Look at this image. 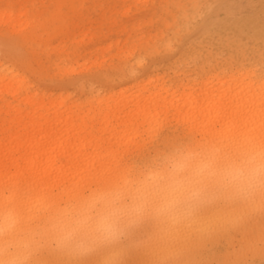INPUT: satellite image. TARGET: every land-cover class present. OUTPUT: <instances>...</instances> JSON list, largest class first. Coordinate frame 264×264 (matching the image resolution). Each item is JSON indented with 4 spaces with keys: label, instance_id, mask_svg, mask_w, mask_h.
Wrapping results in <instances>:
<instances>
[{
    "label": "clouds",
    "instance_id": "clouds-1",
    "mask_svg": "<svg viewBox=\"0 0 264 264\" xmlns=\"http://www.w3.org/2000/svg\"><path fill=\"white\" fill-rule=\"evenodd\" d=\"M264 124L151 133L57 188L0 183V264H264Z\"/></svg>",
    "mask_w": 264,
    "mask_h": 264
},
{
    "label": "bare ground",
    "instance_id": "bare-ground-1",
    "mask_svg": "<svg viewBox=\"0 0 264 264\" xmlns=\"http://www.w3.org/2000/svg\"><path fill=\"white\" fill-rule=\"evenodd\" d=\"M143 1L147 0H140ZM149 1L151 8L144 9L147 14L156 2L159 3L157 7L164 6L167 11L170 6L179 7L181 0ZM93 2L54 0L52 11L46 14L48 18L62 16V21L50 29L49 22L37 19L32 1L0 0V33L21 34L23 47L32 39H38L42 53L47 57L45 62L48 61L46 65L37 63V67L24 62L6 66L0 63V183L11 181L49 188L70 184L112 165L119 157L132 154L151 133L165 128L179 132L228 134L258 130L264 124V78L252 79L248 70L231 72L229 79L223 78L219 71H211L200 82L193 78L174 86L167 80L160 82L162 77L151 71L143 77L134 76L132 85L117 89L109 86L114 80L109 78L105 80L107 88L103 93L85 99L88 103L85 108V100H70L63 92L52 94L35 88L32 77L47 74L51 67L63 75L89 64L97 66L117 58L121 47L127 45V41L110 38L107 45L98 44L96 48L107 54V59L96 56L87 63H79L89 52L84 39H100L98 31L81 33L78 30L83 19L89 16ZM123 2L104 0L99 9L107 12ZM64 5L67 10L63 12ZM181 15V28L178 29L181 33L183 30L191 33L194 29L208 32L210 27H227L234 32L232 35L241 32L237 20L226 19L225 9L215 5L202 24H194L192 30V25L186 24L191 19L188 11ZM101 22L98 25H102ZM39 25L45 36L37 31ZM123 29L117 27L113 33L119 34ZM51 38L58 42L51 44ZM128 41L133 43L130 38ZM157 43L158 38L145 43L143 48H148V54L140 52L152 57L164 48ZM168 49L167 46L163 51ZM134 52L132 50L129 57ZM141 57L134 63L143 69L145 61ZM125 72V75L133 74V70ZM246 77L250 79L246 81Z\"/></svg>",
    "mask_w": 264,
    "mask_h": 264
},
{
    "label": "rangeland",
    "instance_id": "rangeland-1",
    "mask_svg": "<svg viewBox=\"0 0 264 264\" xmlns=\"http://www.w3.org/2000/svg\"><path fill=\"white\" fill-rule=\"evenodd\" d=\"M31 1L35 5V12L38 13L37 19L44 23L49 22L50 29L60 25L62 16H49L52 18L50 19L46 14L52 11L54 0ZM103 1L94 0L89 16L83 19L82 25L78 29L81 33H87L90 30L100 32L99 41L90 38L84 39L87 43L86 49L89 52L86 53L85 57L80 58L79 63H87L88 60H93L96 56L107 59V54L96 48L98 44L103 46L106 43L107 45L110 38H113V41H127L129 44L121 47L117 58L97 66H90L89 64L81 67L82 69L71 70L63 75L56 73V66L55 69H51V67L50 70L46 71L47 74L32 77L35 88H42L52 94L63 92L70 100L78 98L84 101L103 93V90L107 88L105 80L109 78L114 79L109 82V86L117 89L121 86L132 85L134 76L143 77L149 71L154 72L155 76L162 77L160 82L167 80L173 86L189 82L193 78L200 82L211 71H219V74L227 79L230 78L231 72L244 70L251 71L250 77H253L252 79L264 78V61L259 56L262 14L259 7L255 10L247 7L252 3L258 5L259 0H181L179 7L170 6L167 11H164V6L157 7L159 3L156 2L149 14L144 13L145 8H151L152 3L149 0L143 2L140 0H123L124 6L114 5L107 12H102L99 9V6L103 5ZM199 3H214L215 7H222L223 9V5L235 6L234 15L231 19L237 20L241 32L232 35L234 32L227 27H210L211 30L208 32L201 33V31L194 29L191 33H189L190 31L186 33L184 30L181 33L182 30L179 31L178 29L180 22H182L180 17L183 11H188V16L194 21L191 24V30L194 24L195 26L202 24L203 19L209 16L208 12L207 15L199 18ZM136 5L140 7L137 9ZM181 9L184 10L181 11ZM66 10L67 5H64L62 11ZM173 19L175 23L172 22ZM99 21H102V25H98ZM117 27H124V29L119 34H115L113 30ZM37 31L42 36L46 35L40 25L37 27ZM200 34L204 35L199 36ZM20 35L11 31L0 33V63L3 66L11 63L20 65L22 62L33 67H37L39 62L46 65L48 63V61L45 62L47 57L42 53V45L38 43V39H32L23 47L20 44L22 43ZM128 38L133 43L129 42ZM155 38H158L157 44L164 48L168 46L169 49L164 52L163 48L149 58L151 54L147 55L148 48L145 49L143 46ZM51 42V44H55L58 41L55 42V39L51 38ZM6 43L19 44L20 51H7ZM132 50L135 51V56H142L141 58L145 61L143 69L136 67L134 60L137 57L134 55V57H129ZM141 53L147 56H139L138 54ZM123 55H126L127 58H123ZM37 56L39 57L38 60H36ZM127 70H133V74L125 75ZM250 77H246L245 80L248 81ZM90 87L92 92L89 90ZM83 103L85 108L88 103L86 100ZM163 131L171 132L172 130L165 128ZM252 258L264 259V256Z\"/></svg>",
    "mask_w": 264,
    "mask_h": 264
},
{
    "label": "snow or ice",
    "instance_id": "snow-or-ice-1",
    "mask_svg": "<svg viewBox=\"0 0 264 264\" xmlns=\"http://www.w3.org/2000/svg\"><path fill=\"white\" fill-rule=\"evenodd\" d=\"M214 6L208 3H199L198 9H199V18H202L203 16L207 15L209 10L213 8ZM225 12L228 14L226 19L231 18L234 15V9L235 6L233 5H223ZM249 9L255 10L257 7H259L261 14H262V26H261V34H260V48H259V56L262 61H264V0H259V4H249L247 6ZM194 21L189 19L187 21V26H191V24ZM6 50L9 52H19L20 51V45L19 44H8L5 45Z\"/></svg>",
    "mask_w": 264,
    "mask_h": 264
}]
</instances>
